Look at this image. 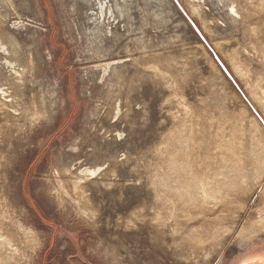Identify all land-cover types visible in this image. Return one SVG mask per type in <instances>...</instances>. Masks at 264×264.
<instances>
[{"label": "rangeland", "instance_id": "obj_1", "mask_svg": "<svg viewBox=\"0 0 264 264\" xmlns=\"http://www.w3.org/2000/svg\"><path fill=\"white\" fill-rule=\"evenodd\" d=\"M107 1L0 0V264H264V0Z\"/></svg>", "mask_w": 264, "mask_h": 264}, {"label": "bare ground", "instance_id": "obj_2", "mask_svg": "<svg viewBox=\"0 0 264 264\" xmlns=\"http://www.w3.org/2000/svg\"><path fill=\"white\" fill-rule=\"evenodd\" d=\"M169 1L171 2V0H169ZM8 2H9V0H8ZM88 2H90V4L95 5L96 8H98V9H101V8L105 7V8H107V10H108L109 12H111V13L113 12L112 10H113L114 5L111 4L110 1H107V0H88ZM93 2H94V3H93ZM171 3H172V2H171ZM8 4H10V3H8ZM172 4H173V3H172ZM244 4H245V3H244ZM244 4H243V6H244ZM230 5H231V11L233 12V14H234V15H235V14H238V11H235V10H236V5H234V4H230ZM246 7H247V6H246ZM105 8H104V9H105ZM240 8H241V7H240ZM240 11H242L241 14H243V12H244V11H243V8H241ZM247 11H248V10H247ZM232 12H231V13H232ZM248 12H249V11H248ZM251 12H252V11H251ZM96 13H97V12H96ZM96 13H95V14H94L93 12L90 13L89 18H90V19H92V18H94V17L96 18ZM229 13H230V12H229ZM249 13H250V12H249ZM102 14H103V13H102ZM239 14H240V12H239ZM248 15H249V14H248ZM253 15H254V14H253ZM253 15H252V16H253ZM98 16H99V15H98ZM98 16H97V17H98ZM235 16H236V15H235ZM243 16H244V15H243ZM246 17H247V15H246ZM229 18H230V20H233V17L230 16ZM238 18H239V17H238ZM244 18H245V17H244ZM242 19H243V18H242ZM98 20H99V18H98ZM237 20H238V19H237ZM250 20H251V19H250ZM238 21H239V20H238ZM238 21H237V22H238ZM253 22H254V21H253ZM240 23H241V21H240ZM242 23H243V22H242ZM252 24H253V23H252ZM252 24H251V25H252ZM254 24H255V22H254ZM240 25H241V24H240ZM240 25H239V26H240ZM243 25H244V28H243L244 31L246 30L245 33H244L245 38H250V37L252 36V34H256V33H258V31H259V27H258V25H255V26H253V27H249V26H248V23H247V21H246L245 19H244V24H243ZM0 33H1V32H0ZM199 37H200V36H199ZM200 38H201V37H200ZM1 39H2V38L0 37V41H1ZM201 39H202V38H201ZM252 39H253V38H252ZM7 40L10 41V42H12V43H14V40H13V38H12L11 35H8V36H7ZM202 40H203V39H202ZM253 40H254V39H253ZM204 42H205V41H204ZM15 47L18 48V46H17L16 44H15ZM204 48L207 50L206 46H204ZM208 51H209V50H207V52H208ZM245 51H246V50H245ZM253 51H254V50H253ZM255 52H256V51H255ZM208 54L210 55V57H211L212 59H214L213 56L210 54V52H208ZM256 55L259 56V54H256ZM261 55H263V54H261ZM214 57H215V56H214ZM246 57H247V56H246ZM258 58H259V57H258ZM262 58H263V57H262ZM215 59H216V58H215ZM232 59H233V57H232ZM235 59H236V58H235ZM159 60H160V59H159ZM159 60H157V61L160 62L161 60H160V61H159ZM216 60H217V59H216ZM259 60H260V58H259ZM263 60H264V58H263ZM158 62H157V63H158ZM161 62H162V61H161ZM251 62H252V61H251ZM261 63H262V62H261ZM153 64H154V65H153V66H150V67H151L152 69H157V68H158V65L155 64V62H154ZM159 64H160V63H159ZM161 67H162V66H161ZM161 67L159 66V68H161ZM252 67H253V66H252ZM151 68H150V69H151ZM262 68H263V67H262ZM161 69H162V68H161ZM162 70H163V69H162ZM260 72H261V71H260ZM164 73H165V72H164ZM262 73H263V72H262ZM172 74H173V73H172ZM174 75H175V74H174ZM175 78H176V76H175ZM178 78H179V77H178ZM208 78H209V77H208ZM208 78H207V79H208ZM175 80H176V79H175ZM177 82H178V80L176 81V83H177ZM178 83H179V82H178ZM201 83H202V82H201ZM215 87H216V86H215ZM14 89H15V88H14ZM16 91H17V90H16ZM14 93H15V92H14ZM256 93H257V92H256ZM17 94H18V93H17ZM10 95H11V94H10ZM257 95H258V94H257ZM18 97H19V96H18ZM18 97H16V98L19 99ZM184 97H185V96H184ZM12 98H13V97H12ZM197 98H198V97H197ZM185 99H186V98H185ZM13 101H14V99H13ZM13 101H12V102H13ZM206 101H207V100H205V102H206ZM8 102H9V101H8ZM15 102H16V101H15ZM30 103H33V102H30ZM30 103H29V104H30ZM7 104H8V103H7ZM10 104H11V103H10ZM15 104H16V103H15ZM185 104H186V103H185ZM185 104H184V105H185ZM191 104H192V103H191ZM213 104H214V103H213ZM259 104H260V103H259ZM261 104H262V103H261ZM31 105H32V104H31ZM220 105H223V104H220ZM24 106H25V105H24ZM33 106H34V103H33ZM33 106H32V108H33ZM189 106H190V108L193 109V107H191V105H189ZM189 106H188V107H189ZM192 106H193V105H192ZM205 106H206V104H205ZM12 107H14V106H12ZM12 107H10V108H12ZM29 107H30V105H29ZM203 107H204V106H203ZM14 108H15V107H14ZM19 108H20V107H19ZM19 108H18V109H19ZM32 108H30V109H32ZM221 108H222V107H221ZM221 108H220V109H221ZM246 108H248V107L246 106ZM16 109H17V108H16ZM194 109H195V108H194ZM203 110H204V109H203ZM207 110H209V107H208ZM210 110H211V109H210ZM228 110H229V109H228ZM243 110H244V109H243ZM11 111H14V112H15V110H11ZM30 111H31V110H30ZM32 111H33V110H32ZM188 111H189V110H188ZM205 111H206V110H205ZM225 111H226V110H225ZM225 111H224V113H225ZM249 111H251V110H249ZM2 112H3V110H2ZM14 112H13V113H14ZM27 112H28V111H27ZM218 112H219V111H218ZM220 112H221V110H220ZM226 112H227V111H226ZM241 112H242V111H241ZM245 112H246V111H245ZM13 113H12V114H13ZM15 113H16V112H15ZM203 113H205V112H203ZM210 113H211V112H210ZM242 113H243V112H242ZM9 114H10V113H9ZM208 114H209V113H208ZM213 114H214V113H213ZM213 114H211V115L213 116ZM216 114H218V113H216ZM245 114H246V113H245ZM186 115H187V114H186ZM205 115H206V114H205ZM219 115H220V114H219ZM222 115H223V114H222ZM229 115H230V114H229ZM238 115H239V114H238ZM14 116H15V115H14ZM223 116H224V115H223ZM223 116H222V118H224ZM225 116H226V115H225ZM234 116H235V115H234ZM7 117H8V116H7ZM227 117H228V116H226V118H227ZM235 117H236V116H235ZM2 118H3V117H2ZM203 118H204V117H203ZM206 118L208 119L209 117H205V119H206ZM213 118H215V117H213ZM226 118H225V119H226ZM230 118H232V117L230 116L228 119H230ZM243 118H244V117H243ZM243 118H242V119H243ZM16 119H17V117L15 118V120H16ZM210 119H211V118H210ZM215 119L217 120V118H215ZM218 119H219V118H218ZM238 119H239V118H238ZM238 119H237V120H238ZM253 119H254V118H253ZM17 120H18V119H17ZM219 121H220L219 124L222 125L221 127H224V126H225L224 123H225L226 121H224V119L219 120ZM227 121H228V120H227ZM249 121H250V120H249ZM206 122H207V121H206ZM192 123H193V122H192ZM209 123H210V122H209ZM246 123H247V122H246ZM207 124H208V122H207ZM211 124H212V123H211ZM208 125H209V124H208ZM212 125H213V124H212ZM216 125H217V124H216ZM251 126H252V125H251ZM209 127H210V125H209ZM258 127H259V126H258ZM261 127H262V125H261ZM201 128H202V127H201ZM211 128H212V127H211ZM213 128H214V127H213ZM213 128H212V129H213ZM233 128H234V127H233ZM244 128H245V127H243V129H244ZM207 129H208V126H207ZM209 129H210V128H209ZM212 129H211V131H212ZM216 129H218V127H217ZM223 129H224V128H223ZM226 129H227V127H225L224 130H226ZM228 129H229V128H228ZM262 129H263V128H262ZM240 130H241V129H240ZM205 131H206V130H205ZM209 131H210V130H209ZM216 131H217V130H216ZM233 131H235V128H234ZM241 131H242V130H241ZM250 131H251V130H250ZM239 132H240V131H239ZM242 132H243V131H242ZM207 134H209V133H207ZM211 134H212V133H211ZM215 134H216V132H215ZM229 134H230V132H229ZM234 134H235V133H234ZM238 134H239V133H238ZM222 135H223V133L221 134V137H222ZM245 135H246V134H245ZM256 135H257V134H256ZM235 136H236V135H235ZM241 136H242V135H241ZM207 137H208V136H207ZM212 137H214V136H212ZM217 137H219V135H218ZM228 137H229V136H228ZM250 137H251V136H250ZM222 138H223V137H222ZM232 138H233V137H232ZM232 138H231V141H232ZM252 138H253V136H252ZM252 138H251V139H252ZM208 139H209V138H208ZM208 139H207V140H208ZM235 139H236V138H235ZM249 139H250V138H249ZM201 140H202V139H201ZM214 140H215V139H214ZM217 140H218V139H217ZM219 140H220V139H219ZM225 140H227V139L225 138ZM229 140H230V138H229ZM229 140H228V141H229ZM236 140H237V139H236ZM244 140H245V139H244ZM244 140H243V141H244ZM228 141H227V142H228ZM259 141H260V140H259ZM212 142H214V141H212ZM219 142H220V141H219ZM227 142H226V143H227ZM232 142H233V141H232ZM250 142H251V141H250ZM253 142H255V141H253ZM226 143H225V146H226ZM237 143H238V142H237ZM219 144H220V143H219ZM221 144H222V142H221ZM242 144H243V143H242ZM228 145H229V144H227V146H228ZM232 145H233V144H232ZM252 145H253V144L251 143V145H249V147L252 146ZM254 145H255V143H254ZM222 146H223V145H222ZM233 146H234V145H233ZM261 146H262V145H261ZM223 148H224V146H223ZM223 148L221 147V149H223ZM230 148H231V146H230ZM230 148L227 147V150L229 151ZM232 149H234V148L232 147ZM207 150H208V149H207ZM225 150H226V149H225ZM251 150H253V149L251 148ZM255 150H256V149H255ZM253 151H254V150H253ZM258 151H259V150H258ZM212 152H213V151H212ZM229 152H231V150H230ZM233 152H234V151H233ZM233 152H232V155H233ZM207 153H208V152H207ZM222 153H223V152H222ZM239 153H240V151H239ZM262 153H263V152H262ZM219 154H220V153H219ZM240 154H241V153H240ZM212 155H213V154H212ZM214 155H215V154H214ZM214 155H213V156H214ZM249 155H250V153H249ZM210 156H211V155H210ZM216 156H217V155H216ZM216 156H215V157H216ZM261 156H262V155H261ZM219 158H220V157H219ZM229 158H230V157H229ZM215 159H216V158H215ZM217 159H218V158H217ZM237 159H238V158H237ZM262 159H263V158H262ZM187 160H188V159H187ZM204 160H205V159H204ZM230 160H231V158H230ZM241 160H242V159H241ZM249 160H250V159H249ZM197 162H201V163H202V161H200L199 159L197 160ZM256 162H257V161H256ZM217 163H218V162H217ZM188 164H189V166H190L191 163H188ZM204 164H205V163H203L202 166H201V164H198L199 167L201 166L200 169H199V171H198L199 173L197 174L199 178H197V175L194 173V174L196 175V178H195V179H197V182H198V183L201 182L200 175L203 174V173L206 171V166H205ZM207 164H209V162H207ZM218 164H219V163H218ZM249 164H250V163H249ZM262 164H264V163H262ZM209 165H210V164H209ZM212 165L215 166L214 163H213ZM252 165H253V164H252ZM183 166H185V165H183ZM198 166H197V167H198ZM227 166H228V165H227ZM234 166H235L236 170H240L239 168L244 167V162H243V161H237V162H235ZM199 167H198V168H199ZM210 167H211V166H210ZM211 168H212V167H211ZM214 168L216 169V167H214ZM214 168H213L212 170H215ZM218 168H219V167H218ZM256 169H257V168H256ZM172 170H173V169H172ZM209 170H210V169H209ZM236 170H235V171H236ZM244 170H245V169H244ZM184 172H185V170H184ZM192 172H194V171H192ZM192 172H191V173H192ZM231 172H232V171H231ZM236 172H238V171H236ZM245 172H246V171H245ZM247 172H248V171H247ZM185 173H186V172H185ZM210 173H211V172H210ZM210 173H207V175H209ZM213 173H214V172H213ZM232 173H233V172H232ZM240 173H241V171H240ZM199 174H200V175H199ZM241 174H242V173H241ZM244 174H245V173H244ZM190 175H191V174H190ZM192 175H193V174H192ZM239 175H240V174H239ZM205 176H206V175H205ZM212 176H213V175H212ZM214 176H215V174H214ZM217 176H218V175H217ZM241 176H243V175H241ZM241 176H240V177H241ZM187 177H189V176L187 175ZM201 177L203 178V176H201ZM206 177H207V176H206ZM206 177H205V179H206ZM184 178H185V177H184ZM189 178H190V177H189ZM193 178H194V177L192 176V179H193ZM208 178H209V176H208ZM212 178H213V177H212ZM178 179H179V178H178ZM247 179H248V178H247ZM74 180H75V179H74ZM74 180H73V182L79 183V182L74 181ZM187 180H188V178H187ZM71 181H72V180H71ZM185 181H186V180H185ZM238 181H239V180H238ZM197 182H196V184L199 185ZM208 182H209V181H208ZM208 182H207V184H208ZM76 183H75V184H76ZM174 183H175V182H174ZM185 183H186V182H185ZM193 183H194V182H193ZM193 183H192V184H193ZM75 184H74V185H75ZM225 185H226V184H225ZM206 186H207V185H206ZM197 187H198V186H197ZM224 187H225V186H224ZM216 188L218 189L217 186H216ZM220 188H221V187H220ZM227 188H228V187H227ZM227 188H226V189L224 188V190H227ZM203 189H204V188H203ZM209 189H210V188H209ZM214 189H215V188H214ZM228 189H229V188H228ZM221 190H222V189H220V191H221ZM199 191H200V190H199ZM214 191H215V190H214ZM187 192H188V191H187ZM210 193H211V192H210ZM212 193H213V191H212ZM212 193H211V195H212ZM215 193H216V191H215ZM197 194H199V193H197ZM220 194H221V193H220ZM190 195H191V194H190ZM208 195H209V194H208ZM222 195H223V192H222ZM187 196H188V195H187ZM193 196H194V195H193ZM193 196H192V197H193ZM198 196L201 197L200 195H198ZM209 196H210V195H209ZM217 196H218V195H217ZM192 197H191V201H192ZM211 197H213V196H211ZM214 197H215V196H214ZM193 199H194V198H193ZM197 199H198V198H197ZM197 199H196V201H197ZM221 199H222V198H221ZM223 199H224V197H223ZM198 200H199V199H198ZM202 200H203V199H202ZM215 200H216V199H215ZM219 200H220V199H219ZM226 200H227V197H226ZM226 200H225V201H226ZM194 201H195V200H194ZM228 201H229V199H228ZM199 202H200V201H199ZM210 202H211V200H210ZM193 203H194V202H193ZM196 203H197V202H195V207H196ZM211 204H212V203H211ZM230 204H231V203H230ZM221 205H222V200H221ZM227 206H228V205H227ZM199 207L201 208V205H200ZM247 207H248V206H247ZM227 209H229V208H227ZM233 209H234V208H233ZM230 210H231V208H230ZM233 212H234V211H233ZM204 214H205V213H204ZM185 215H186V214H185ZM191 215H192V214H191ZM201 215H202V214H201ZM208 215H210V214H208ZM197 216H198V215H197ZM226 216H227V215H226ZM228 216L232 217L233 215H228ZM212 217H213V216H212ZM185 218H186V217H185ZM193 218H194V217H193ZM193 220H194V219H193ZM205 220H206V219H205ZM188 221H189V220H188ZM191 223H192V222H191ZM194 223H195V222H194ZM214 223H215V224H218V223H219L218 219L215 220ZM206 226H210V223H208ZM212 226H214V225H212ZM216 226H217V225H216ZM222 226H223V225H222ZM199 230H200V229H199ZM207 230H208V229H207ZM200 232H201V231H200ZM201 234H202V232H201ZM199 235H200V233H199ZM209 236H210V234H209ZM197 237H198V236H197ZM200 237H201V236H200Z\"/></svg>", "mask_w": 264, "mask_h": 264}]
</instances>
